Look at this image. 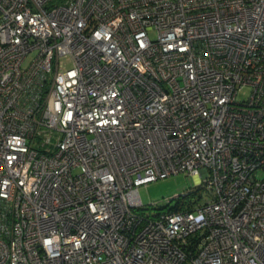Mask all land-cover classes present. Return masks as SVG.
<instances>
[{
	"label": "built area",
	"instance_id": "1",
	"mask_svg": "<svg viewBox=\"0 0 264 264\" xmlns=\"http://www.w3.org/2000/svg\"><path fill=\"white\" fill-rule=\"evenodd\" d=\"M0 264H264V0H0Z\"/></svg>",
	"mask_w": 264,
	"mask_h": 264
},
{
	"label": "rangeland",
	"instance_id": "2",
	"mask_svg": "<svg viewBox=\"0 0 264 264\" xmlns=\"http://www.w3.org/2000/svg\"><path fill=\"white\" fill-rule=\"evenodd\" d=\"M150 37L154 38V35L150 34ZM34 56V52L29 53L24 60L23 67H27ZM249 94L250 89L244 87L238 92L237 100L245 101ZM195 188H197V185L194 178L183 174L172 175L149 183L146 187L139 189V196L145 207L144 213L149 214L159 208L173 207L176 204V196L182 195L184 192L193 191ZM166 200H170V202L166 203ZM139 213L142 214L143 212Z\"/></svg>",
	"mask_w": 264,
	"mask_h": 264
},
{
	"label": "trees",
	"instance_id": "3",
	"mask_svg": "<svg viewBox=\"0 0 264 264\" xmlns=\"http://www.w3.org/2000/svg\"><path fill=\"white\" fill-rule=\"evenodd\" d=\"M192 197H193V196L189 197V199H187V202H189V200H190ZM185 203H186V202H178V203H176L175 206H173L172 210L177 211V210L182 209ZM187 204H189V203H187ZM188 206H189V205H188ZM189 207H190V206H189Z\"/></svg>",
	"mask_w": 264,
	"mask_h": 264
}]
</instances>
